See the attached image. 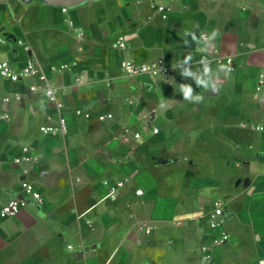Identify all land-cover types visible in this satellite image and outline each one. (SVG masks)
Segmentation results:
<instances>
[{"label":"crops","instance_id":"1","mask_svg":"<svg viewBox=\"0 0 264 264\" xmlns=\"http://www.w3.org/2000/svg\"><path fill=\"white\" fill-rule=\"evenodd\" d=\"M152 1L168 6L167 18ZM0 38V60L14 69L39 59L69 129L40 130L59 111L42 87L29 90L42 84L36 77L0 74V198L21 194L26 180L44 199L0 217V264H201L209 229L197 217L218 200L229 239L205 264H259L264 0H98L66 10L0 0ZM120 38L123 50L113 44ZM124 57L157 61L168 74L127 75ZM23 144L38 163L13 161Z\"/></svg>","mask_w":264,"mask_h":264},{"label":"built area","instance_id":"2","mask_svg":"<svg viewBox=\"0 0 264 264\" xmlns=\"http://www.w3.org/2000/svg\"><path fill=\"white\" fill-rule=\"evenodd\" d=\"M151 7L159 12L163 18H167L168 6L164 3L158 1H152ZM63 10L67 8L62 7ZM208 38L206 32L201 33V40L205 41ZM1 41V38H0ZM114 46L120 48L121 50L127 47V44L123 38L116 40ZM218 63L225 62L227 67L232 69L235 66L234 59L231 56L227 57H218L216 58ZM66 65H61V69L65 68ZM51 69H56L51 67ZM120 69L123 73L127 75H147L149 77H160L168 74V69L162 63L157 61H143L137 62L133 58L124 57L120 63ZM0 74L10 80L18 81L25 77H36L42 84L33 83L29 86V90L36 92L41 87L45 91L47 99L54 103L56 108L59 111L57 117V123H47L40 126V130L44 133L49 134H60L66 135L69 131L67 125V119L62 113L64 107L63 102L59 99V89L49 81L46 71L44 70L39 59L33 56L27 57L24 64L19 69H14L10 62L7 60H0ZM257 84L258 89L264 85V69H262L257 75ZM14 96L19 98L21 94L19 92H14ZM9 97H5V101H8ZM76 114H82L83 110L77 108ZM7 118V115H4ZM112 117L111 113L102 114L100 119H109ZM153 132H158V128L154 127ZM140 133L136 132L135 137H139ZM16 163H26V164H36L39 162V156L34 151V148L29 144H23L21 148V153L17 155L14 159ZM2 159L0 157V163ZM22 192L19 195L12 196L7 200L0 198V217H13L21 209L26 207L29 202H34L38 205L44 203L43 196L41 192L30 182L22 180L21 182ZM113 192V190H112ZM137 195L143 194L141 188L135 190ZM198 221H201L202 224H205L209 229V238L202 239L199 243L197 249L198 261L201 264L210 263L213 260L212 248L214 246L223 245L229 239V234L224 229L223 223L225 220V210L224 205L221 200L215 202L214 207L209 215H200L197 217ZM69 248H72L71 245H68ZM259 264H264V255L259 258Z\"/></svg>","mask_w":264,"mask_h":264},{"label":"water","instance_id":"3","mask_svg":"<svg viewBox=\"0 0 264 264\" xmlns=\"http://www.w3.org/2000/svg\"><path fill=\"white\" fill-rule=\"evenodd\" d=\"M26 2L31 1V0H24ZM50 5L53 6H60V7H65V8H74L80 5H84V4H88L90 2H94V1H98V0H42ZM215 89H217V86L214 87ZM214 94V93H211ZM145 126L150 127L151 123H144ZM170 159L165 158V157H160L159 159H157L156 163L157 164H165L167 162H169ZM86 249H88V247H86ZM78 257H80V251H75L73 253V258L74 259H78Z\"/></svg>","mask_w":264,"mask_h":264},{"label":"rangeland","instance_id":"4","mask_svg":"<svg viewBox=\"0 0 264 264\" xmlns=\"http://www.w3.org/2000/svg\"><path fill=\"white\" fill-rule=\"evenodd\" d=\"M186 161H187V160H186ZM199 163H202L201 168L203 169V163H204V161H203V160H199Z\"/></svg>","mask_w":264,"mask_h":264}]
</instances>
